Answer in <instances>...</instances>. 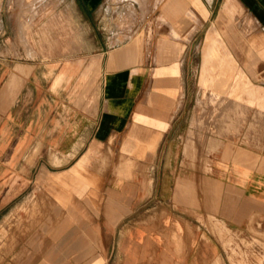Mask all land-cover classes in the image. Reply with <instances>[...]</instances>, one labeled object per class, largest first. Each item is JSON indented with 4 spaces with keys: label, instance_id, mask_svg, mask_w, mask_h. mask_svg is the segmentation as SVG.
Wrapping results in <instances>:
<instances>
[{
    "label": "crops",
    "instance_id": "crops-1",
    "mask_svg": "<svg viewBox=\"0 0 264 264\" xmlns=\"http://www.w3.org/2000/svg\"><path fill=\"white\" fill-rule=\"evenodd\" d=\"M228 1L159 0L150 38L98 42L49 59L0 60L4 171L32 143L54 158L75 159L72 165L94 153L132 163L107 167L97 180L84 169L87 180L63 203L67 212L52 209L40 253L19 264H230L231 257L251 264L250 247L232 243L264 239V145L240 149L210 138L205 156L176 117L197 30ZM237 1L264 29V0ZM226 150L230 160L219 171L226 176L214 177L215 159ZM167 173L178 176L170 182Z\"/></svg>",
    "mask_w": 264,
    "mask_h": 264
},
{
    "label": "rangeland",
    "instance_id": "rangeland-1",
    "mask_svg": "<svg viewBox=\"0 0 264 264\" xmlns=\"http://www.w3.org/2000/svg\"><path fill=\"white\" fill-rule=\"evenodd\" d=\"M158 1L0 0V60L49 59L93 50L98 42L109 47L150 38ZM216 10L197 30L186 63L183 105L176 115L186 139H192L191 146L195 144L205 156L210 138L218 139V146L224 143L240 149L264 145V29L258 15L237 0ZM179 130L177 126L174 132ZM175 144V150L181 149V144ZM209 145L215 146L216 141ZM50 151L32 143L10 172L0 164V264L30 262L40 253L50 231L52 209L67 212L69 207L63 203L74 197L83 180H97L107 167H132L128 159L100 158L95 153L72 165L75 159L54 158ZM227 155L226 150L215 159L214 177L226 176L219 171L227 169ZM174 160L171 156L170 161ZM210 163L203 158L204 175L210 173ZM84 169L87 178L82 175ZM176 176L167 173L166 180L172 182ZM21 201L25 204L18 205ZM233 241L236 249L250 247L251 254L246 256L251 264L264 263V251L256 249H264V239L235 237ZM231 256L241 258L237 253ZM234 262L231 257L230 264H242Z\"/></svg>",
    "mask_w": 264,
    "mask_h": 264
},
{
    "label": "bare ground",
    "instance_id": "bare-ground-1",
    "mask_svg": "<svg viewBox=\"0 0 264 264\" xmlns=\"http://www.w3.org/2000/svg\"><path fill=\"white\" fill-rule=\"evenodd\" d=\"M233 101H234V99H233ZM241 103V102H240ZM247 106V105H246ZM238 113V112H237ZM229 116V115H228Z\"/></svg>",
    "mask_w": 264,
    "mask_h": 264
}]
</instances>
